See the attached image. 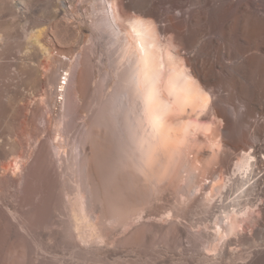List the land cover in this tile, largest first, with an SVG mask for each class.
I'll use <instances>...</instances> for the list:
<instances>
[{
  "label": "bare ground",
  "instance_id": "1",
  "mask_svg": "<svg viewBox=\"0 0 264 264\" xmlns=\"http://www.w3.org/2000/svg\"><path fill=\"white\" fill-rule=\"evenodd\" d=\"M43 1L41 14L35 16L38 0H0V44L18 43L4 54L1 51V56L29 61L44 57L48 61L55 53L61 54L57 47L62 30L73 24L70 19L81 27L86 25L74 18L72 11L67 15L66 0ZM68 1L91 11L87 25L92 35L108 42L116 81L110 102L101 108L104 119L100 121L106 127L117 126L121 140L119 153L111 142L114 137L95 130L90 123L93 119L84 123L81 138L86 145L73 163L81 173L79 188L65 205V232L79 248L77 254L92 259L105 256L114 245L110 236L113 229L129 234L122 243L144 244L152 227L148 230L135 223L147 217L143 215L146 209L166 190L174 195V202L155 218L165 215L159 218L166 225L163 239L173 236L178 240L179 220L185 218L186 208L194 203H224L229 200L222 194L226 179L233 185L246 173L257 187L250 206L239 211L223 207L211 217L210 225H198L197 236L190 237L199 242V264H248L253 258L264 263V172L259 170L263 164L260 156L264 155V141L259 144L261 138L264 140V0ZM66 61L60 60L50 75L48 85L54 90L45 94L47 101L55 97L53 106H57L58 96L63 98L60 108L64 117L71 116L82 100L88 70L85 53ZM59 70L65 73L63 83V74L55 76ZM47 101L44 108L51 112ZM226 105L233 119L225 111ZM41 108L36 107V115H41ZM31 118L27 117V123H33ZM251 127V143L239 144L238 135ZM56 143H43L46 148L51 146L48 152L40 149L42 144L33 156L15 154L1 169L11 176L9 181L2 179L4 187L19 183L23 194L33 190L39 197L38 203L30 200L33 205L25 213L4 210L16 220L17 238L22 241L26 236L35 238L37 229L54 226L39 215L46 206L48 181L42 171L46 159L50 162L51 154L61 157L65 147ZM31 156L34 164L28 163ZM233 158V175H228L225 165ZM252 212L256 217H250ZM258 240L263 241L256 244ZM35 242L38 240L31 243ZM20 245L24 243L16 246L15 253L10 249L11 261L27 259ZM241 246L255 249L246 256L238 253Z\"/></svg>",
  "mask_w": 264,
  "mask_h": 264
},
{
  "label": "rangeland",
  "instance_id": "2",
  "mask_svg": "<svg viewBox=\"0 0 264 264\" xmlns=\"http://www.w3.org/2000/svg\"><path fill=\"white\" fill-rule=\"evenodd\" d=\"M76 3L73 4L66 0L65 9L67 10V15H70V12L72 11L74 14L73 17L76 19L79 18L81 21L86 22V25L81 27L77 24V21L73 20V18L70 19L73 24H71L70 28H64V30H62L64 32H62L63 38L60 46L57 47L58 54H61L56 55V53L53 52V54L55 53V59H48L47 61V59L44 57H39V61L34 59L30 60V63L29 60L15 58L13 56H1L2 53L4 54V52L10 51L16 47L18 43L15 44L16 42L14 41H8L0 44V264H14L17 260L18 261L15 264H199V242L194 240V238L191 239L192 236L190 237V235H194L196 233V235L193 237L197 236V229H199L197 226H204L208 224L209 221L212 220L214 216L222 212L224 208L239 211L244 210V208L246 210L247 206H250L251 200H253L255 197L257 187L254 186L255 179H248L246 177V173L239 175L240 180L238 182H234L235 184L233 183V185L226 179L225 182H227V186L223 188L224 190L222 189V194L229 196V200L225 201L224 203L220 201L221 199H219L220 202L217 203L211 202L206 206L202 205L201 203H194L189 208H186L184 212L185 218L179 220L182 224L179 226L180 234L178 240L173 238V236L163 239L161 236L165 231L164 227L166 225L165 223L161 224L162 221H160V219H162V217L165 215H162V217L157 216L158 219L155 218L156 215H161L163 210L164 212L168 211L172 206L171 204H173L172 202H174V195H172V193H170L168 190L159 196V199L158 197L155 198V202L152 204L153 206L150 205L146 209V212L143 215H146L147 217H145L144 220H139L135 223L136 227H142L141 224H143V226L145 225L144 228L148 230L152 227L150 231L147 230L148 232L146 233L143 241V243L145 242L144 244H139L136 246L122 243L124 237L126 238V236L129 234L125 233V231H122L123 229H113V233L111 232L110 236L111 240L114 241V245L110 246L107 253L104 254L105 256L101 255L99 258L92 259L90 256L85 257L83 255L80 256V254H77V252L79 253V250L76 249L78 247L74 245L75 243L73 239L66 235L67 232H65V223L67 222V217L65 216L67 213V206L65 205L67 204L69 198L72 199L71 197L75 196V193L79 188V177L81 173L75 169V164L73 163L75 162L74 160L76 156H81L83 148L86 145V141L81 138L82 129L85 127L84 123H89V120L91 121L92 119L93 121H96H91V126L95 130L97 129L99 132L107 133L111 139L114 137L111 141H114L112 144L115 143L113 148L117 150L116 152H121V147L118 143L120 137L118 136L119 134L116 132L117 130L115 128L117 126H108V128L105 126L104 121H100L104 119V113L102 112L103 110H101V108L104 106V104L110 102L111 93L113 92L114 83L116 81V77L112 75L111 68V61L113 58L108 52V42L105 39L96 40L87 25L91 19V11L85 5V7H83L81 4ZM37 5L35 3V16H39L41 14L40 12L43 10L45 2L43 0H40L39 2L38 0ZM2 9L3 8L0 2V17L3 16V13L1 12ZM0 24V27H2L3 23ZM79 52H82L83 54L85 53V56H87L88 70L85 74V77L87 78H85V81L87 82L84 84V96L82 100L79 101L80 103L78 102L77 107L75 106L76 108H74L73 114L68 116V118L63 116V109L60 108L63 98L58 96L56 102L57 106H53L55 105V97L53 96L51 100L48 99L47 101L45 94L48 91L53 92L54 90V88L48 85V81L54 69L56 67L58 68L59 61L67 60L66 62L69 63L68 60L75 58ZM45 69L47 72H44ZM59 73L63 74L61 77V82L63 83L65 73L59 70L55 75L58 78L60 75ZM73 76L74 74L72 77ZM57 80L58 79L56 78V82ZM69 87H72V84H70ZM45 101L50 103L51 112L45 110ZM35 106L39 109L42 107L40 111L41 115L44 114V117H42L43 115L41 116L35 114ZM110 106L114 108V105ZM13 107L14 109L16 108L15 111ZM224 108L229 117L233 119L231 108L228 105L224 106ZM29 116L34 118H31L33 123H27V117ZM101 117L103 119H101ZM101 127H103V131ZM112 127H114V130H112ZM252 130V127L247 128V130L242 132L241 135H238L236 141L239 144H250L253 134ZM58 141L59 145H61L60 143L62 142V146H65L62 148L64 151L61 155L62 158L51 154V156H48L51 158V161L49 162V160L46 159L47 164L45 169L42 171H45L44 176L45 179H47L46 181H48L45 182L47 183L45 184L47 187V195L46 201H44L46 203L43 204L44 206L46 205L47 208L45 206L43 209L44 212L41 210L42 214L40 213L39 215L43 221L52 222L54 226L50 228L43 227L42 229H37L35 238L31 236H29L31 237L29 238L26 236L25 239L28 238L27 240L31 242H34L37 239L38 242H35L34 244L27 241L26 243V241L23 242L25 239L22 241L21 238H17L19 235H17L18 232L16 220H12L6 211H9V209L12 211L13 209H18L20 212L25 213L28 211V209H30L31 205H33V202L34 204L39 202V197L35 196L33 190H29L28 194H23L24 192L21 190L19 183L13 186L10 185L4 187V185H2V179L4 178L3 180L9 181L11 176L8 172L5 173L1 169L11 161L12 156L15 154L28 153L26 156L29 157L30 153L33 151L36 152L37 149L39 150V147H41L43 143L47 146L48 144H57L56 142ZM263 141V138H261L259 144H262ZM45 145L43 146L44 148L40 149H45L48 152V149H51V146L49 145L50 147L48 146L46 148ZM62 149L60 151H62ZM33 153L31 154L32 156ZM32 156L31 158H28V163L30 164H34V161H32L34 160ZM58 158H61V160ZM260 158L263 164H259V170L264 172V155H261ZM234 162L235 158H233L232 162L225 165L226 173L228 175H233L232 170L234 169ZM262 173H260L258 176H261ZM230 184L231 186H229ZM233 199H235V201H232ZM30 200L33 202H30ZM255 209L256 207H253V210ZM250 217H256V214L252 212ZM247 235H250L249 230H247ZM262 241H260V243ZM21 242L24 243V246H20H23L22 251H24L23 253L26 254L25 257H27V259H21L20 257V259L11 261L12 255L15 253L14 250L16 246L23 244ZM260 243L259 240L256 242V244ZM27 244L29 247H27ZM73 246H75L74 249L76 250L72 248ZM239 248L237 249L238 253L240 252L242 255L246 256H248V254L251 255V252L255 249L248 246H241ZM10 249L13 250V253L9 252L11 251ZM15 255L16 254H14V257ZM17 257L18 256H16V258ZM254 260L255 258L251 259L248 264H264ZM237 263L242 264L241 262ZM226 264H228V262Z\"/></svg>",
  "mask_w": 264,
  "mask_h": 264
}]
</instances>
